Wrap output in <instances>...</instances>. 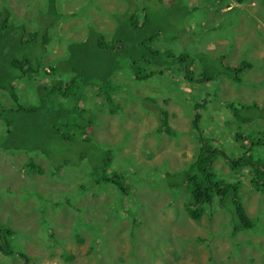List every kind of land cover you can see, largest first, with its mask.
<instances>
[{"label":"rangeland","instance_id":"rangeland-1","mask_svg":"<svg viewBox=\"0 0 264 264\" xmlns=\"http://www.w3.org/2000/svg\"><path fill=\"white\" fill-rule=\"evenodd\" d=\"M47 2L0 0V14L7 13L8 19L19 23V26L24 24L28 31L46 28L49 25L46 16L51 13H41L47 11ZM162 2L155 3L152 8H161L168 21V38L163 41L166 47L189 54L196 48L195 51L209 53L212 57L226 53L231 64L240 66L244 60L250 67L240 73L243 79L241 84L223 77L211 83L196 80L192 85L183 81L177 88L170 81L162 83L159 89L155 81L157 85H152L153 89L143 87L133 90L134 94L144 98L154 96L156 107L152 100H147V105L135 98L128 100L127 91L116 88L113 90L114 98L127 99L122 119L107 109L103 114L98 113L101 107L93 110L94 106L87 104L95 116L98 113V117H95L97 122L92 124L91 129L94 145L101 147L105 144L116 149L109 158L113 162L106 169V174L112 172L115 166L122 168V180L128 186L126 195L113 185L101 190V187L92 186L99 183L104 174L102 172L94 179L91 177L102 162L98 152H91L88 160L74 165L73 171L65 169L51 175L47 169L48 163L40 154L34 156L23 150L0 147V223L15 232L16 252L27 253L34 259V264H211L212 256L226 263L264 264L262 188L255 189L250 179L241 178L243 173H230L222 156L213 160L215 168L227 172L224 181L238 182V196L243 201L244 210L250 223H256V229L244 232L239 237L242 249L236 250L234 244L219 234L221 230H231L226 221L230 219L231 207L228 206V210L216 203L206 208L207 213L195 223L184 208L186 199L184 202L172 200L169 189L155 176L162 166L177 170L192 161L197 154L198 141L206 140L202 135L211 137L207 141L223 150L224 154H240L239 143L233 137V132L240 127L239 123L229 121L233 115L222 105L223 102L236 101L241 106L258 104L264 108V5L261 0H249L244 4L232 0ZM128 3L129 0H59L56 15H52L57 21L49 28V33L56 35L57 39H50L47 44L48 51H55V55L49 57L50 60L47 56L41 61V75L32 78L28 75L16 82L18 102L10 92L0 89V109H14L18 103L26 107L37 106L40 100L35 83H40L44 74L49 75L50 65L58 63L62 70L65 68L59 47V44L68 46L64 38L85 41L80 29L86 30V25L112 31L110 12L123 9ZM227 4L231 6L225 7ZM178 5L180 12L176 10ZM181 32H189L191 38H198L195 42L190 38L182 41V37H176ZM44 60L48 61L45 63ZM102 63H106L110 71L107 60ZM166 68L172 74V80L177 81L176 67ZM193 71L200 72L197 66ZM131 76L135 77V74ZM125 80L130 81L127 74L121 72L114 76L112 83L119 85ZM178 90L193 93L180 95ZM213 93L220 103H216ZM102 95L103 92L96 96V102L100 105ZM197 103L203 107L195 110ZM157 108L168 110L169 124L174 134L164 135L157 131L160 121ZM196 113L202 115L197 130L193 122ZM42 120H46L45 115ZM70 120L65 117L67 123H71ZM252 123V127L251 124H240L241 130L255 132L249 135L259 140L260 144L251 153L262 163L264 118ZM66 127L62 129L67 135L77 133L70 126ZM52 130L53 133L57 131L56 127ZM244 144L247 145L248 141H244ZM51 145L58 147L59 141L52 138ZM32 163L37 164L43 172L33 171ZM152 180L153 184L149 183ZM80 184L90 190L80 189ZM65 199L70 201V205L64 204ZM191 236H199L201 243L204 241L202 236H207L210 239L208 247L204 249L203 244L191 241ZM182 244L185 246H179ZM0 264L23 262L17 256L4 255L0 250Z\"/></svg>","mask_w":264,"mask_h":264},{"label":"trees","instance_id":"trees-1","mask_svg":"<svg viewBox=\"0 0 264 264\" xmlns=\"http://www.w3.org/2000/svg\"><path fill=\"white\" fill-rule=\"evenodd\" d=\"M162 1L129 0L123 9H115L110 12L112 31L99 30L97 27L86 25V30H84L85 28L80 29L86 38L85 41L65 37L68 46L59 44L60 54L65 62L64 70L58 66V63L52 64L49 75L44 74L42 81L35 83L40 103L35 107H26L18 103L17 108L0 109V147L13 151L23 150L34 154V156L40 154L48 163L47 169L51 175L59 174L65 169L73 171L74 165L88 160L91 152H98L102 156V162L91 173V177L94 179L102 172L104 174L98 180L100 184L95 183L92 186L101 187L99 189L101 190L102 187L113 185L126 195L128 186L125 184V180H122L120 171L122 168L115 166L112 172L106 174V169L113 162L109 158L114 155L113 152L116 149L104 144L101 145L102 150L101 147L94 145L95 142L91 135L92 124L97 122L95 117H98V113L103 114L107 109L111 111V114L118 115L120 119L125 115L123 109L127 99L114 98L113 90L116 88L120 89L119 91L125 90L129 94L128 100L135 98L144 105H147V100H152L151 103L156 107L154 96L148 95L147 99L134 94L133 90L143 87L146 90L153 89L152 85H157L155 81L158 82L160 89L163 86L162 83L170 81L177 88L183 81H188L192 85L196 80L211 83L222 80L223 77H227L236 84H241L243 79L240 73L250 67V64L244 60L241 61L240 66L231 64L226 53L212 57L209 53L195 51L196 48L192 54H189L187 51L175 52L172 48L166 47L163 41H167L168 38V21L165 20V13L161 8H152L155 3L162 4ZM232 1L244 4L249 0ZM261 2L264 5V0ZM58 3L59 0H48L47 11L41 13V15L51 13L50 16H46L45 20L49 23L46 28H34L28 31L24 24L19 26V23L8 19L7 13L0 14V89L10 92L17 102L16 89L18 90V85L16 82L28 75L31 78L34 75H41V61L47 56L49 59L53 54L55 55V51H48L47 44L50 39H57L56 35L53 36L49 33V28L57 21L52 15H56ZM176 3L178 4V2ZM228 5L230 4L225 7ZM176 10L180 12L179 5ZM88 19L90 20V18ZM108 34L109 36H107ZM176 37H182V41L184 38H190L189 40L194 42L198 38H191L189 32H181ZM106 60L110 65V71L105 66L106 63H102ZM47 61L44 60L45 63ZM194 66H197L199 73L193 71ZM166 67L171 69L176 67L177 81L172 80V74L167 72ZM121 72L126 73L130 81L125 80L119 85H114L112 83L114 76ZM132 74H135V77H132ZM63 76L67 78L64 79ZM178 91L180 95L193 93L185 90ZM101 92L104 94L101 96L102 105L98 101L96 102V96H99ZM214 97L216 103H220L218 97L216 95ZM89 103L94 106L93 110L96 107L102 108L96 113V116L88 106ZM185 106L184 104L183 107L185 108ZM222 106L233 115L229 121L234 124L239 123L240 127L233 132V137L239 143L240 154H230V156L224 154L223 150L217 149L207 141L211 137L202 135L206 140L198 141L197 154L192 161L185 163L177 170L162 166L158 168V172L154 171L152 175L156 172L155 176L163 181L165 188L169 189L172 200L184 202L186 199L184 208L195 223L207 213L206 205L218 203L228 210V206L231 207L232 212L229 210L230 219L226 220L227 227L231 230H221L219 234L234 244L236 250H241L242 242L239 237L244 232L248 233L256 229V223H250V218L244 210L243 201L238 196V182L233 184L224 181L227 172L223 173L220 168H215L212 162L216 157L222 156L230 168V173L231 171L243 173L241 178L250 179V184L255 189L262 188L264 190V162L261 163L251 153L252 150L255 151L254 147L258 148L260 141L249 135L255 132L250 130L249 133H246L241 130L240 125L251 124L252 127V122L263 120L264 108L258 104L241 106L236 104V101L223 102ZM199 107L202 108L203 105L197 103L195 110L200 109ZM158 110L160 121L157 131L164 135L174 134V130L169 124L168 110L162 108ZM43 115L46 116V120H42ZM201 116V113H196L194 116V126L197 127L195 130L199 128ZM65 117H69L71 123H67ZM64 123L77 133L67 135L65 131L63 132L62 128L66 127L63 125ZM53 127H56V133L52 132ZM52 138L59 141L58 147L51 145ZM244 141H248V144L245 145ZM68 163L72 165L67 166ZM31 169L43 172L35 163L31 164ZM153 182L154 180L149 183L153 184ZM79 186L82 190H90L89 187L84 188L85 185L80 184ZM64 202V204L70 205L68 199H65ZM210 212L212 213L211 210ZM14 235L15 232L11 228L0 223L1 253L9 257L17 256L23 264H34V259L27 253L16 252ZM199 238V236L192 237L191 241L203 244V248L206 249L210 239L207 236H202L204 241L201 243ZM176 252L179 254L178 251ZM210 263L233 264L223 260L218 261L213 259V256L210 258Z\"/></svg>","mask_w":264,"mask_h":264},{"label":"clouds","instance_id":"clouds-1","mask_svg":"<svg viewBox=\"0 0 264 264\" xmlns=\"http://www.w3.org/2000/svg\"><path fill=\"white\" fill-rule=\"evenodd\" d=\"M238 66V65H237ZM240 184H241V182H240ZM218 201V200H217ZM211 206H215V205H206V208H209V207H211Z\"/></svg>","mask_w":264,"mask_h":264}]
</instances>
